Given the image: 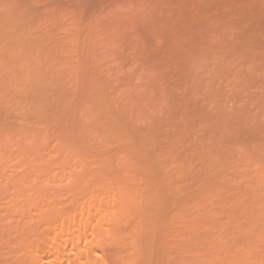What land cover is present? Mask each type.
<instances>
[{
  "label": "rangeland",
  "instance_id": "1",
  "mask_svg": "<svg viewBox=\"0 0 264 264\" xmlns=\"http://www.w3.org/2000/svg\"><path fill=\"white\" fill-rule=\"evenodd\" d=\"M53 245L264 264V0H0V264Z\"/></svg>",
  "mask_w": 264,
  "mask_h": 264
},
{
  "label": "bare ground",
  "instance_id": "2",
  "mask_svg": "<svg viewBox=\"0 0 264 264\" xmlns=\"http://www.w3.org/2000/svg\"><path fill=\"white\" fill-rule=\"evenodd\" d=\"M78 235H79V234H78ZM83 235H84V238H85V234H83ZM76 236H77V235H76ZM79 236H80V235H79ZM79 236H78V237H79ZM69 238H70V239H69ZM69 238H68V239L70 240V244H71V243L76 244V243H77V240L80 239V238H78V239H76V242H74V240H75L74 235H73V236L71 235ZM71 238H72V241H73V242L71 241ZM76 238H77V237H76ZM82 238H83V236L81 237V239H82ZM84 238H83V239H84ZM93 238H94V237H93ZM68 239H67V240H68ZM73 239H74V240H73ZM85 240H88V239L85 238ZM85 240H84V243L86 242ZM90 240H91V239H90ZM62 241H63V242H62L63 245H65L66 243H64V242L66 241V239L64 238V240H62ZM79 241H81V240H79ZM78 244H79V242H78ZM59 245H62V244L60 243ZM76 245H77V244H76ZM76 245H74V246H76ZM83 245H84V244H83ZM72 246H73V244L71 245V247H69V249L71 248V249H70V253L68 252L69 250L67 251V253H69V254L75 253V251H74V252L72 251V250L74 249V246H73V247H72ZM84 246H86V245H84ZM62 247H63L62 250H65V246H60V248H59V247L54 246V245L51 246L50 249H48V252H47V249H46V252H45V250H44L43 253H47V254H46L47 256H46V255H45V256H46L48 259H49V258L51 257V255H52V260H51V261H50V259H49V260H45L46 258L44 259L45 262H46V264H47V263L49 264V262H57V261H55L54 259L58 260V259H60V258H62V257L64 256V255L62 254V251H61V248H62ZM58 248H59L60 250H59ZM74 250H75V249H74ZM39 251H40V250H39ZM71 251H72V253H71ZM58 252H60V253H58ZM40 253H41V252H40ZM41 254H42V253H41ZM54 254H55V256H53ZM69 254H67V255H69ZM37 255H38V253H37ZM37 255L34 256V258H33L34 261H35V258H36V259L39 258L38 256H39L40 254H39L38 256H37ZM45 256H44V257H45ZM41 258H42V256H41ZM53 258H54V259H53ZM38 260H39L40 262H39V261H37V262H39L40 264L43 262L42 259L40 260V258H39ZM34 261H33V262H34ZM39 263H35V264H39ZM43 263H44V262H43ZM58 263H59V262H58ZM80 263L82 264L83 262H79V264H80ZM84 263L87 264V263H89V262H88V261H87V262L84 261ZM84 263H83V264H84ZM44 264H45V263H44ZM50 264H53V263H50ZM56 264H57V263H56ZM89 264H90V263H89Z\"/></svg>",
  "mask_w": 264,
  "mask_h": 264
}]
</instances>
